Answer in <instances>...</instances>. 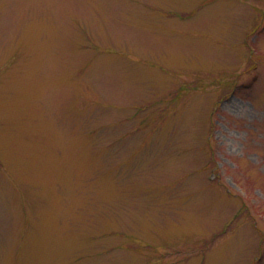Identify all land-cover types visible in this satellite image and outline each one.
Returning <instances> with one entry per match:
<instances>
[{
	"label": "rangeland",
	"instance_id": "rangeland-1",
	"mask_svg": "<svg viewBox=\"0 0 264 264\" xmlns=\"http://www.w3.org/2000/svg\"><path fill=\"white\" fill-rule=\"evenodd\" d=\"M0 264H264V0H0Z\"/></svg>",
	"mask_w": 264,
	"mask_h": 264
}]
</instances>
